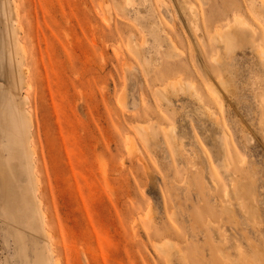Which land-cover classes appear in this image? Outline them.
<instances>
[{
	"label": "rangeland",
	"instance_id": "obj_1",
	"mask_svg": "<svg viewBox=\"0 0 264 264\" xmlns=\"http://www.w3.org/2000/svg\"><path fill=\"white\" fill-rule=\"evenodd\" d=\"M0 40V264L27 184L54 264H264V0H0Z\"/></svg>",
	"mask_w": 264,
	"mask_h": 264
},
{
	"label": "bare ground",
	"instance_id": "obj_2",
	"mask_svg": "<svg viewBox=\"0 0 264 264\" xmlns=\"http://www.w3.org/2000/svg\"><path fill=\"white\" fill-rule=\"evenodd\" d=\"M233 26H232V29H234ZM232 33L233 32L231 30V27H229L226 30H223V32H218L215 34L217 36V41L223 43V45H225L227 50H230L233 46L234 39H233ZM0 43L2 44V42ZM8 107H9V110H6V111H9V112L0 110V132L7 140H10V141L13 140L15 144L19 146V148L21 149V153L18 156V160L22 167V171L24 173L26 171L25 170L26 166H24L25 164L24 159L26 156L30 158V162H28V167L32 168L33 178L36 183L37 175L34 172L35 163L31 159L33 149L31 148V145L29 143V136H30L29 130L28 128H26L27 130H25V138L23 140V135H22V133H24L23 125L21 122V118L19 117L18 112L16 110L20 111L19 113L23 116L24 121H26V113L25 111H23L21 104H19V106H17L16 108L13 105V103H11V105ZM23 143H25L26 146H24ZM31 186L33 188L34 185H31ZM30 189H31L30 185L27 184L24 194L21 196V200L19 201L20 203L19 212L24 214L25 225L33 233V237H34V245L32 248L33 258H34L33 264H54V262H51L52 251L49 249V247L46 246L45 248H40L38 246L37 238L42 237L44 239L47 237V233L44 229V225H43L44 219L42 217V211H40L39 209L40 204L38 202V197L32 193L33 191L30 192ZM242 194L244 193L242 192ZM247 214L250 219L252 220L256 219L252 210H250V212L248 211Z\"/></svg>",
	"mask_w": 264,
	"mask_h": 264
}]
</instances>
